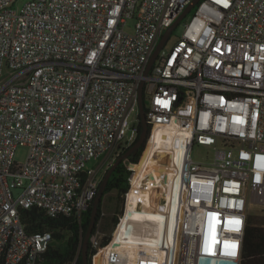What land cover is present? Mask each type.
I'll return each mask as SVG.
<instances>
[{
	"label": "built area",
	"instance_id": "built-area-1",
	"mask_svg": "<svg viewBox=\"0 0 264 264\" xmlns=\"http://www.w3.org/2000/svg\"><path fill=\"white\" fill-rule=\"evenodd\" d=\"M191 1L0 0V264H40L53 239L28 232L21 208L81 219L100 167L138 138L143 82L152 129L92 264L130 262L115 238L148 204L171 224L142 264H240L248 207L264 208V0H200L146 75ZM199 145L211 157L195 160Z\"/></svg>",
	"mask_w": 264,
	"mask_h": 264
},
{
	"label": "trees",
	"instance_id": "trees-1",
	"mask_svg": "<svg viewBox=\"0 0 264 264\" xmlns=\"http://www.w3.org/2000/svg\"><path fill=\"white\" fill-rule=\"evenodd\" d=\"M195 11V9H193ZM140 137L142 126L138 124ZM152 129V124L149 123V135ZM149 137V136H148ZM136 140V141H137ZM135 141V142H136ZM129 149L125 148L121 153L123 154ZM146 149V142L140 147L138 152L123 160L113 171L108 186L103 194L101 205L99 207V214L97 223L93 231L96 234L100 221L104 218V196L112 191L118 192V199L121 200L120 207L116 209L113 216L110 217L112 225L118 221L117 213L120 212L124 206L125 194L129 190V175L131 173L129 167L133 163H137ZM110 167V166H109ZM137 192H131V194ZM96 198V196H95ZM94 198V200H95ZM90 206L83 211L81 219L74 215H58L52 217L47 212L38 207L21 208L20 217L26 229L30 233L40 231H49L52 233V241L47 251L42 255L40 264H83L82 247H83V233L85 234L90 223L93 202ZM156 213L161 215L160 211L156 208L153 209ZM164 233V238L168 240V231ZM109 241L108 236L103 237L102 244ZM97 249L93 245L92 239L89 243V264H92V259ZM160 255H163L162 249ZM159 264H162L159 261ZM240 264H264V224H255L250 217L248 218L244 241L243 250L241 254Z\"/></svg>",
	"mask_w": 264,
	"mask_h": 264
},
{
	"label": "rangeland",
	"instance_id": "rangeland-1",
	"mask_svg": "<svg viewBox=\"0 0 264 264\" xmlns=\"http://www.w3.org/2000/svg\"><path fill=\"white\" fill-rule=\"evenodd\" d=\"M31 0H16L14 6L18 9L23 8L28 2H30ZM194 13V11L192 10L178 25L177 27L173 30L171 37L169 39V41L167 42V44L165 45V49L169 50L170 46L179 39V37L182 36L185 28H186V21L190 19V17L192 16V14ZM134 24L135 21L131 20L128 23L127 28L130 31H133L134 28ZM147 106L150 104V98L149 96L146 97L145 99ZM28 154H29V147L28 146H19L17 151H16V156H15V160L17 162L20 163H25L27 158H28ZM213 154V152L206 146H195L193 149V157L195 160H199L202 161L204 159H206L209 155L211 157V155ZM115 160L109 159L106 161L105 165H103L102 167H100L99 171H98V176L100 178H103L107 168L109 165H111ZM102 162V158L100 159H93L89 164L88 167L91 170H95L96 168H98V166L100 165V163ZM20 189L16 188L14 189V193L16 196L19 195L20 193ZM133 194V193H132ZM136 194V193H135ZM120 203L121 200L118 199V192L117 191H112L108 194H106L104 196L103 199V205H104V218L100 221L99 226H98V232H96V239L100 240L103 234H108L111 232V228H112V222L110 220V217L113 216L116 212V209L120 207ZM129 204L131 206H134V201L129 202ZM153 209V205L150 204L149 207H146V209L144 211L153 213L155 215H158L156 212L152 211ZM248 213H249V217L250 219L253 220V222L255 224H264V208L262 207H258L257 205H250L248 207ZM161 216V215H160ZM134 218V217H133ZM131 217L127 218L126 220H124L122 222V224L126 221H128L129 219H133ZM133 221H135V219H133ZM158 222H160V220H158ZM121 224L119 231H121L122 228H125V226H123ZM123 226V227H122ZM125 231H127L129 234H133V232H130L129 230L125 229ZM119 234V233H118ZM118 234L116 236H118ZM166 239L164 238V234H163V242L161 244V248L163 247V245H165L166 243ZM135 246L136 250L135 253H132V251H130L129 249H124L126 250L125 253H127L126 255L129 257V263L128 264H142L141 263V258L142 256L139 255V249L140 246L138 245H133L132 244V248ZM138 250V251H137ZM134 254V255H133Z\"/></svg>",
	"mask_w": 264,
	"mask_h": 264
},
{
	"label": "water",
	"instance_id": "water-1",
	"mask_svg": "<svg viewBox=\"0 0 264 264\" xmlns=\"http://www.w3.org/2000/svg\"><path fill=\"white\" fill-rule=\"evenodd\" d=\"M200 2V0H192L187 7L185 8V10L183 11V13L181 14L180 18L170 27L167 29V31L165 32V34L163 35V37L161 38V40L159 41L156 50L150 60V63L148 65V68L146 70V75L149 74V72L151 71L156 58L159 54V52L161 51V49L165 46V44L167 43L173 28L183 19L185 18L193 9L194 7H196V5ZM144 82L141 84L140 87V118H139V122L142 126L141 129V134L139 139L134 142L129 149L124 152L123 154L119 155L115 161L111 164V166L106 170L98 193L96 195V198L93 202V208H92V214H91V219H90V223H89V227L86 231V233H83V247H82V258H83V264H89V243L90 240L93 237V231L94 228L96 226L97 223V218H98V214H99V207L101 205V201H102V197L103 194L105 193V190L108 186V182L109 179L113 173V171L116 169V167L123 161L126 160L127 158L135 155L138 150L140 149V147L147 141L148 136H149V121H148V117H147V112H146V103L144 100Z\"/></svg>",
	"mask_w": 264,
	"mask_h": 264
},
{
	"label": "bare ground",
	"instance_id": "bare-ground-1",
	"mask_svg": "<svg viewBox=\"0 0 264 264\" xmlns=\"http://www.w3.org/2000/svg\"><path fill=\"white\" fill-rule=\"evenodd\" d=\"M139 197L140 196L137 194H130V200L132 201ZM141 198L149 197L141 195ZM149 205L150 204L146 207H149ZM154 208L155 207L153 206V209ZM140 215L141 216L139 217L137 215L133 216L135 221L129 219L122 224L125 228H122L121 231H119L118 236L115 238V244L116 246H122L123 249H129L132 253H135L136 250L135 246L132 248V244L139 245V255L142 257L144 255H159L162 249L161 244L163 242V234L168 230L169 221L165 220L162 215L158 216L147 211H144L143 214ZM158 220H160V222H158ZM125 229L133 232V234H129ZM156 264H159V262Z\"/></svg>",
	"mask_w": 264,
	"mask_h": 264
},
{
	"label": "flooded vegetation",
	"instance_id": "flooded-vegetation-1",
	"mask_svg": "<svg viewBox=\"0 0 264 264\" xmlns=\"http://www.w3.org/2000/svg\"><path fill=\"white\" fill-rule=\"evenodd\" d=\"M109 166H111V165H109ZM109 166H108V168H109ZM108 168H107V169H108Z\"/></svg>",
	"mask_w": 264,
	"mask_h": 264
},
{
	"label": "crops",
	"instance_id": "crops-1",
	"mask_svg": "<svg viewBox=\"0 0 264 264\" xmlns=\"http://www.w3.org/2000/svg\"><path fill=\"white\" fill-rule=\"evenodd\" d=\"M132 201V200H131ZM135 203V202H134ZM134 206H135V204H134Z\"/></svg>",
	"mask_w": 264,
	"mask_h": 264
}]
</instances>
